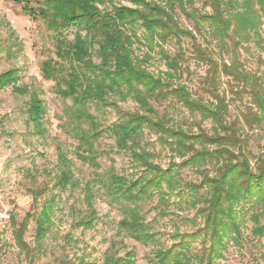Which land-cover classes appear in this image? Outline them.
Masks as SVG:
<instances>
[{
  "label": "trees",
  "instance_id": "16d2710c",
  "mask_svg": "<svg viewBox=\"0 0 264 264\" xmlns=\"http://www.w3.org/2000/svg\"><path fill=\"white\" fill-rule=\"evenodd\" d=\"M22 10L32 19H41L55 41L56 58L42 61L43 77L54 80L60 94L71 98V105L64 111L72 124V130L79 136L78 147L83 150V159L96 163L94 141L101 134L98 119L90 111V105L104 107L111 105V94H132L144 106L143 110L122 111L108 129L115 135L119 149L129 151L134 167L139 171L136 178L128 179L114 171L105 172L106 190L123 207L125 215L120 220L124 227L139 241L155 238L154 232L145 221L143 204L158 196L157 206L169 203V197L176 193L181 200H191L196 207L195 227L192 230L177 231L178 239L169 247L157 246L152 264H214L223 256L228 238L238 241L243 234L246 214L250 211L253 221L252 232L264 237V152L255 158L249 150V137L240 131L237 120H229V99L221 89L223 75L230 78V91L237 97L248 94L249 104L242 112L244 123L249 129L264 126V83L262 76L249 70L241 58L240 47L258 37L262 38L264 24V0H179L181 8L195 19L201 28L209 26L213 39L233 54L231 59L217 60L211 50L203 47L194 31L182 27L173 13V6H164L150 0H128L133 6L116 5L115 0H16ZM110 7L101 8L98 4ZM201 2L204 10L195 6ZM189 5L192 12L186 8ZM77 27L73 39L68 31ZM137 28L144 30V41L149 52L139 58L133 50V41L138 38ZM191 37L195 56L206 64L202 79L203 90L211 97L205 102L195 97L181 77L180 60L161 47L170 37ZM231 41V48L228 43ZM158 47L167 70L155 74L144 64L150 52ZM100 58L99 62L94 56ZM19 72L9 69L0 74V88L8 85L19 94H29L26 112L29 121L43 130L42 117L46 111L43 99L27 85L18 86ZM174 98L191 113L199 112L213 122L212 133L199 126L197 132L181 125H171L169 120L157 116L150 99ZM83 121L89 123L83 126ZM144 127L160 132L167 144L181 158L163 167L154 162L150 154L137 149L135 138ZM61 166L57 183L66 187L73 174L68 167L70 160L60 154ZM194 168L200 175L198 181H184L180 169ZM87 212L79 224L93 226L96 210L93 208V189L85 187ZM123 199L133 203L126 204ZM52 200H46L36 216V249H42V241L51 228L54 212ZM128 202V203H130ZM180 205V203H177ZM181 208V206H180ZM160 215H167L166 206L160 208ZM14 223L17 244L24 250L30 247L24 240L27 220ZM199 219V221H198ZM190 220V219H187ZM133 252L123 256L108 255L104 264H132ZM59 264H85L82 261H61ZM90 264V263H88Z\"/></svg>",
  "mask_w": 264,
  "mask_h": 264
},
{
  "label": "rangeland",
  "instance_id": "374dc122",
  "mask_svg": "<svg viewBox=\"0 0 264 264\" xmlns=\"http://www.w3.org/2000/svg\"><path fill=\"white\" fill-rule=\"evenodd\" d=\"M164 6H173V13L179 24L194 31L198 43L211 50L217 60H230L233 52L221 47L209 34V26L202 23L199 28L191 14L186 13L179 0H150ZM35 5L38 0H31ZM116 5L133 6L128 0H115ZM101 8L111 6L109 1L98 4ZM195 6L204 8L201 2ZM186 8L192 12L187 4ZM77 27L68 31L69 39L74 38ZM138 38L133 41L136 56L142 59L149 52L144 41V30L137 28ZM264 38V24L261 26ZM191 37H170L161 43L165 52L178 58L181 64V77L177 81L185 83L195 97L210 102L211 97L203 90L202 79L206 64L195 56ZM231 48V41H228ZM240 47L241 58L249 70L262 76L264 83V40L255 36ZM232 49V48H231ZM143 64L155 74L167 70V64L161 57L158 47L150 53ZM55 54V41L51 31L41 19H32L22 10V4L16 0H0V74L9 69H17V85H27L43 99L46 111L42 117L43 130L29 121L26 112L29 94H19L12 85L0 88V264H59L61 261H84L85 264H104L108 255L123 256L127 251L133 252L132 264H152L154 250L157 246L169 247L178 239L174 233L192 230L195 226L196 207L191 200H181L176 193L168 199V204L157 206L158 196L148 199L143 204L145 221L154 232L155 238L148 241L135 239L126 228L120 226L125 215L123 207L115 201L106 190L105 172L114 171L128 179L136 178L139 171L134 167L130 152L119 149L115 135L108 129L119 117L120 110H143L144 106L132 94H111L113 103L106 108L90 105V111L98 119L101 134L94 141L96 163L85 160L78 147L79 136L72 130V124L64 111L71 105V98H64L54 80L43 77L42 61ZM96 62L100 58L94 56ZM221 89L229 99V120H237L240 131L249 137V150L252 152L253 166L255 158L264 152V126L249 129L244 123L242 112L249 104L248 94L237 97L230 91L229 80L222 77ZM157 111V116L169 120L171 125H181L185 129L197 132L199 126L212 133L213 122L204 118L199 112L191 113L174 98L161 100L150 99ZM83 126L89 123L83 121ZM137 149L150 154L151 160L169 166L172 161L181 158L167 144L164 137L156 130L144 127L135 138ZM70 160L68 167L72 171L71 183L63 187L57 183L60 172V154ZM184 181L200 180L194 168L180 169ZM90 184L93 193V208L97 216L93 226L79 224L88 211L86 186ZM46 200H52L54 212L51 214L53 224L42 241V249H36V216L42 210ZM126 204L133 205L123 199ZM130 202V203H128ZM180 203L178 205L177 203ZM166 206L167 215H160V208ZM181 206V208H180ZM252 211L246 214L242 237L236 241L228 238L223 256L214 264H264V237L252 232ZM27 220L24 240L30 250L18 246L14 223ZM190 219V220H187ZM199 221V219H198ZM264 223V217H262Z\"/></svg>",
  "mask_w": 264,
  "mask_h": 264
}]
</instances>
